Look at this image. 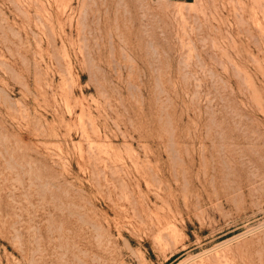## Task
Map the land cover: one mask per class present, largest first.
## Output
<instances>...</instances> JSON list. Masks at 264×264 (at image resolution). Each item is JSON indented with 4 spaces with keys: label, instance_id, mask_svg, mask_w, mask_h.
Instances as JSON below:
<instances>
[{
    "label": "rangeland",
    "instance_id": "rangeland-1",
    "mask_svg": "<svg viewBox=\"0 0 264 264\" xmlns=\"http://www.w3.org/2000/svg\"><path fill=\"white\" fill-rule=\"evenodd\" d=\"M0 264H264V0H0Z\"/></svg>",
    "mask_w": 264,
    "mask_h": 264
}]
</instances>
